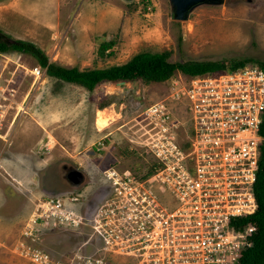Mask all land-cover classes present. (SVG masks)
<instances>
[{
    "label": "rangeland",
    "instance_id": "1",
    "mask_svg": "<svg viewBox=\"0 0 264 264\" xmlns=\"http://www.w3.org/2000/svg\"><path fill=\"white\" fill-rule=\"evenodd\" d=\"M5 1L0 0V6ZM13 3L9 10L0 9V22L18 34L33 37L43 44L33 41L48 60L64 66L102 67L121 63L141 50H167L171 61L264 60V0L201 3L179 20L173 18L168 0ZM102 40L112 41L106 55L98 54ZM34 65L35 59L27 53L0 51V88L8 90L14 85L17 108L20 102L23 105L21 110H6L0 116V264H33L19 253L24 239L21 232L35 204L49 195L43 178L57 181L56 161L85 167L86 192L90 193L99 183L100 169L114 157L121 164L143 160L127 151L125 138L134 127L124 130L122 124L135 108L166 93L169 79L188 75L175 70L162 81L118 79L99 82L87 90L47 75L43 68L33 76L29 69ZM104 94L111 96V102L97 108ZM98 110H104L102 115L108 117L101 129L95 125ZM86 231L84 227L55 226L36 232L34 244L53 257L62 253L68 257L83 249L79 245Z\"/></svg>",
    "mask_w": 264,
    "mask_h": 264
},
{
    "label": "built area",
    "instance_id": "2",
    "mask_svg": "<svg viewBox=\"0 0 264 264\" xmlns=\"http://www.w3.org/2000/svg\"><path fill=\"white\" fill-rule=\"evenodd\" d=\"M167 84L122 124L134 127L127 151L143 160L114 157L102 168L107 186L89 210L73 194L45 196L24 223L21 255L33 264H238L256 230L244 218L257 207L264 69L244 64ZM13 92L0 88V116L22 109ZM55 226L89 229L83 249L53 257L34 244Z\"/></svg>",
    "mask_w": 264,
    "mask_h": 264
},
{
    "label": "trees",
    "instance_id": "3",
    "mask_svg": "<svg viewBox=\"0 0 264 264\" xmlns=\"http://www.w3.org/2000/svg\"><path fill=\"white\" fill-rule=\"evenodd\" d=\"M111 40H102L98 47L99 55H106L105 49L111 45ZM0 51H16L31 55L37 65L44 69L47 75L60 80L73 82L91 90L97 83L118 79L140 78L144 82L162 81L168 78L175 70L191 75L196 73L211 72L218 69H234L247 64V61L255 62L264 69V60L251 57L242 58H218V59H185L171 61L167 59L168 51L141 50L133 53L121 63H112L102 67L78 68L64 66L48 60L46 53L33 41L12 37L0 29ZM110 95L104 94L97 103V108H102L111 102ZM258 134L262 137L259 143V155L257 160L254 194L257 201L256 210L244 218V221H252L256 230L251 237V243L247 245L239 258L238 264H264V110L258 127Z\"/></svg>",
    "mask_w": 264,
    "mask_h": 264
},
{
    "label": "flooded vegetation",
    "instance_id": "4",
    "mask_svg": "<svg viewBox=\"0 0 264 264\" xmlns=\"http://www.w3.org/2000/svg\"><path fill=\"white\" fill-rule=\"evenodd\" d=\"M58 175L57 181L53 182L51 179L47 180L43 178L42 184L47 188L49 194H73L76 198V204L85 210H89L93 206L97 199L103 194L106 183L102 176V168L99 171V183L94 187V189L89 193L86 192V178H85V167L80 163L71 164L70 161L59 159L58 161ZM55 162V163H56ZM61 172V175H59ZM51 181V182H49ZM49 182V183H48ZM50 184V185H48ZM85 187V189H84ZM86 234L89 233V229H86ZM85 234V235H86Z\"/></svg>",
    "mask_w": 264,
    "mask_h": 264
},
{
    "label": "water",
    "instance_id": "5",
    "mask_svg": "<svg viewBox=\"0 0 264 264\" xmlns=\"http://www.w3.org/2000/svg\"><path fill=\"white\" fill-rule=\"evenodd\" d=\"M219 1L220 0H168L172 16L176 20L187 18L191 9L198 4L215 3ZM119 82H123V80Z\"/></svg>",
    "mask_w": 264,
    "mask_h": 264
},
{
    "label": "crops",
    "instance_id": "6",
    "mask_svg": "<svg viewBox=\"0 0 264 264\" xmlns=\"http://www.w3.org/2000/svg\"><path fill=\"white\" fill-rule=\"evenodd\" d=\"M13 2H15V0H7V1L3 2V4H1L2 6H0V9H2V10H9V8L11 9L12 6L14 5ZM0 28L3 29L4 31H8V33H11L15 37H19V38H24V37L26 38V37H28L27 39H30L32 41H36L37 43H39L33 37L21 35V34H18V33L14 32V31H12L10 28H8L6 25L2 24L1 22H0ZM39 44L40 45H43L41 43H39Z\"/></svg>",
    "mask_w": 264,
    "mask_h": 264
},
{
    "label": "bare ground",
    "instance_id": "7",
    "mask_svg": "<svg viewBox=\"0 0 264 264\" xmlns=\"http://www.w3.org/2000/svg\"><path fill=\"white\" fill-rule=\"evenodd\" d=\"M102 111H104V110H98V111L96 112V117H95V125H96L99 129L103 128V127H104L105 125H107V123H108V121H107L108 117L103 116V115H102Z\"/></svg>",
    "mask_w": 264,
    "mask_h": 264
}]
</instances>
